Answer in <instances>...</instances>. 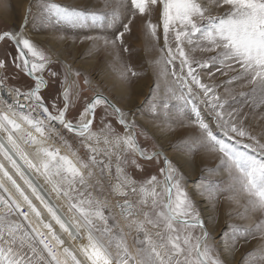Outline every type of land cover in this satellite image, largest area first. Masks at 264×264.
I'll return each instance as SVG.
<instances>
[{"label": "snow or ice", "instance_id": "6c2138e0", "mask_svg": "<svg viewBox=\"0 0 264 264\" xmlns=\"http://www.w3.org/2000/svg\"><path fill=\"white\" fill-rule=\"evenodd\" d=\"M70 30L115 95L34 39ZM240 240L264 264V0H28L0 29V264H233Z\"/></svg>", "mask_w": 264, "mask_h": 264}, {"label": "rangeland", "instance_id": "374dc122", "mask_svg": "<svg viewBox=\"0 0 264 264\" xmlns=\"http://www.w3.org/2000/svg\"><path fill=\"white\" fill-rule=\"evenodd\" d=\"M59 2L80 3L81 0H59ZM27 3L28 0H0V29L17 27L21 22ZM84 31L86 32L87 30ZM82 34L84 33L79 31L73 32L70 30L67 32L69 39L66 41H60L57 34L44 32L40 35L34 36V39L39 43L46 44L51 47L53 49L54 58L57 53H63L62 58H67L69 62L74 64V67L86 70L90 74V78L93 79L94 83L103 81L104 88L100 90H105L106 95L110 92L115 95L116 92L113 91V88L115 87L118 89L119 82L116 80L115 75L108 67V58L105 54L100 53L96 56H89L87 44H72L71 37ZM133 44L136 49V57L132 60L133 65H137L145 59H151L154 55V53H146L143 38L134 41ZM150 75L151 74L149 72L145 79L131 85L129 89V97L132 105L140 104L143 101L144 96L148 92V85L152 83V79L149 78ZM178 139L179 136L173 137V143H175ZM168 155L170 158H180V153L178 151L169 150ZM188 163L191 164L192 167H186L185 170L189 172L192 179L198 177L200 167L215 166V162L203 154L197 155L194 162L189 158ZM181 164H184L183 158H181ZM214 215L218 220V222L214 225L215 235L219 237V234L223 230L225 224L223 207L220 213ZM255 244L256 241H251L246 244L244 240H240L237 245L239 250L235 253L233 264H237L244 252L250 250Z\"/></svg>", "mask_w": 264, "mask_h": 264}]
</instances>
